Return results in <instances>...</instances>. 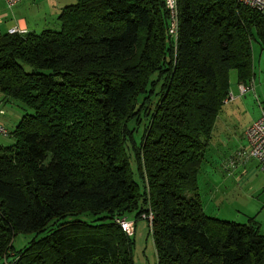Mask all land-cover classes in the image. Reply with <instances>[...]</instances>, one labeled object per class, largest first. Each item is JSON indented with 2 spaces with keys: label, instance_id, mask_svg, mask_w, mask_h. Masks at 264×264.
<instances>
[{
  "label": "trees",
  "instance_id": "trees-1",
  "mask_svg": "<svg viewBox=\"0 0 264 264\" xmlns=\"http://www.w3.org/2000/svg\"><path fill=\"white\" fill-rule=\"evenodd\" d=\"M178 9L177 42L165 0H77L59 30L0 35V92L25 112L0 147V261L135 264L116 219L152 212L157 264H264L255 218L208 215L199 193L230 72L255 77L264 12ZM21 234L36 236L16 251Z\"/></svg>",
  "mask_w": 264,
  "mask_h": 264
},
{
  "label": "rangeland",
  "instance_id": "rangeland-1",
  "mask_svg": "<svg viewBox=\"0 0 264 264\" xmlns=\"http://www.w3.org/2000/svg\"><path fill=\"white\" fill-rule=\"evenodd\" d=\"M76 2L77 0H24L23 4L19 5L18 7H11L12 9L9 10H13L14 13L20 11L22 15H25L27 17L29 22L32 24L33 29L36 30L38 34H40L42 31L47 29L59 30L61 27V23L58 17L62 8L68 5H72ZM3 3L7 6V8H9L5 0H0V12L3 11ZM253 48V57L255 63L254 72L256 74V78L253 79L256 93H252H255L253 94L255 96V100L253 99V103L249 105L248 111H246L245 107L242 105H239L238 108L237 102L235 101L226 103L223 107L222 112L218 116L213 131V142H210V145L206 152V161L203 164V167L199 174V186L202 189L204 195V191L206 190L205 188L210 183V181L215 178L220 179L218 168L222 169L221 164L223 163L221 152L223 150L222 143H228L231 140L232 133L235 135V139L237 141L240 140L243 129L247 127V125L252 121V118L255 117V113L256 115L258 114L257 110H260L261 112L260 105H262V107L264 108V51H262L263 55L260 58L261 49L258 45V42H253ZM230 84V93L233 92L235 94L237 88H239L237 72L235 70H232L230 72ZM248 84H250V82ZM256 96L258 98V101L256 100ZM21 111L24 115L25 112L23 110ZM217 143L219 145H216ZM253 199L254 201L251 202L252 205L250 206V209L251 207L255 206V202L264 200V195L259 194ZM246 208L249 209V205L247 204V202L241 200L235 204L226 206V210L223 212L220 211L219 215H221V217H229V213L232 212L235 216H240V212H237L235 210L242 211L243 213L242 209ZM207 213L211 214L210 210L207 211ZM230 217L234 216L232 215ZM84 219L89 220V218L87 217H84ZM128 219L131 222H135L133 246L134 263L157 264L155 244L148 220L144 218L136 219L135 213L128 215ZM226 221L237 222L235 220L228 219ZM238 221L240 222L237 223H246L247 219L241 218ZM35 236L36 235L34 234L18 235L13 241L15 250L19 251L23 249L34 239ZM11 259L12 257H9L7 260L10 261ZM7 260L5 259L0 261V264H5Z\"/></svg>",
  "mask_w": 264,
  "mask_h": 264
},
{
  "label": "crops",
  "instance_id": "crops-1",
  "mask_svg": "<svg viewBox=\"0 0 264 264\" xmlns=\"http://www.w3.org/2000/svg\"><path fill=\"white\" fill-rule=\"evenodd\" d=\"M23 3L24 0L21 3L15 5L14 7H18ZM3 6H4L3 11L0 12V35L8 34L9 30L15 27L25 29L27 33L29 32L37 33V31L33 29V26L29 22L27 17L25 15H22L20 11L14 13L13 10L11 11L9 10L14 7L10 8L8 6L9 8H7V6L4 3ZM258 45L261 49L260 52V58H261L263 55L262 51L264 50L262 49L259 43ZM253 54H254V48H253ZM254 78H256V74ZM255 93L249 92L246 95L241 96L239 89L237 88L235 94L234 93L233 94L236 97L235 102H237L238 108L239 105H242L245 107L246 111H248L249 105L253 103V99L255 100V96L253 95ZM21 110L22 108L17 103L13 101L5 100L3 94L0 92V111L5 112L4 115L0 114V124L6 127L10 133L16 128L19 121L21 120V117L23 116ZM257 113H258L257 115L255 113V117L252 118V121L247 125V127L243 129L240 140L237 141L235 139V135L232 133L231 140L228 143H222L223 150L221 152H222L223 163L221 164L222 169L218 168V172L220 173V179L215 178L210 181V183L205 188L206 189L204 191L205 195L203 194V191L199 186V193L206 213L209 210L211 212V214L207 213L208 215L217 217L219 219L223 218L222 220L228 219V220H235L237 222H240L238 220H240L241 218L242 219L246 218L248 221L249 218L254 217L255 220L260 225L261 233L264 235V200L255 202V206L251 207L250 209V206L252 205L251 202L254 201L253 198H255V196L259 194L264 195V171H262L259 163L256 160H249L240 163L237 166V168L232 172V174H230V172H228L225 169V165L227 161L234 155L236 151H238L240 148L244 146L248 147V143L245 138V131L253 122H255L260 118L262 114V109L261 112L260 110H257ZM212 142H213V138L211 140V143ZM12 144H13V139L11 136L0 135V147H7ZM216 145L219 144L217 143ZM241 200L247 202V204L249 205V209L248 208L242 209L243 213L242 211L235 210L237 212H240V216L239 215L235 216L232 212L229 213L230 214L229 217L228 216L221 217V215H219L220 211L223 212L226 210V206H230ZM232 215L234 217H230Z\"/></svg>",
  "mask_w": 264,
  "mask_h": 264
},
{
  "label": "built area",
  "instance_id": "built-area-1",
  "mask_svg": "<svg viewBox=\"0 0 264 264\" xmlns=\"http://www.w3.org/2000/svg\"><path fill=\"white\" fill-rule=\"evenodd\" d=\"M7 5L11 8L15 5L21 3L23 0H5ZM239 4L251 9H256L264 12V0H237ZM165 6L169 13V26H168V35L175 42L178 40L179 36V9H178V0H165ZM8 34L10 35H25L27 31L18 27L12 28L9 30ZM239 92L241 96L246 95L249 92H255L253 80L250 84H239ZM258 101V98L256 96ZM236 97L231 92L227 99L226 103L235 101ZM261 106L262 114L258 120L253 122L248 129L245 131V138L248 142V147L240 148L234 153V155L227 161L225 169L232 174V172L237 168L240 163L256 160L262 171H264V108ZM1 115H4V111H0ZM0 135L10 136L9 130L0 124ZM144 219L148 220L149 224H152L153 214L152 212L149 215L143 216ZM116 223L121 227L123 232H125L129 237L134 236L135 232V222H131L128 217H121L116 219Z\"/></svg>",
  "mask_w": 264,
  "mask_h": 264
}]
</instances>
